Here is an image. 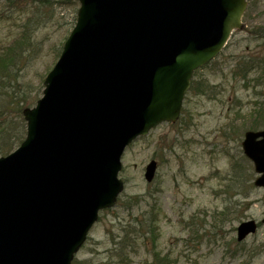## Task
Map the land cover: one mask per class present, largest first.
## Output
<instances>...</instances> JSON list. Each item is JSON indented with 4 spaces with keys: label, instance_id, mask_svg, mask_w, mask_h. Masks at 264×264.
Returning a JSON list of instances; mask_svg holds the SVG:
<instances>
[{
    "label": "water",
    "instance_id": "obj_1",
    "mask_svg": "<svg viewBox=\"0 0 264 264\" xmlns=\"http://www.w3.org/2000/svg\"><path fill=\"white\" fill-rule=\"evenodd\" d=\"M27 138L0 156V264H72L99 211L112 207L126 146L179 119L193 71L242 25L246 0H80ZM245 153L262 173L264 130ZM156 163L146 171L155 176ZM238 227L239 239L256 230Z\"/></svg>",
    "mask_w": 264,
    "mask_h": 264
},
{
    "label": "rangeland",
    "instance_id": "obj_2",
    "mask_svg": "<svg viewBox=\"0 0 264 264\" xmlns=\"http://www.w3.org/2000/svg\"><path fill=\"white\" fill-rule=\"evenodd\" d=\"M15 4L23 12L0 20V46L19 37L28 18L25 0L11 6L0 0V13ZM55 5L53 18L35 34L38 50L22 72V83L34 91H43L57 47L70 33L72 6ZM250 14L222 54L194 75L207 92H188L181 119L159 124L127 147L119 173L126 185L121 201L100 212L73 264H149L151 247L144 243L107 260L110 250L117 253L110 237L120 234L121 222L142 218L151 205L160 211L158 248L178 264H264V188L254 185L257 173L242 147L245 130L264 129V2ZM153 158L158 174L147 183L144 171ZM235 166L246 171L243 184ZM251 218L260 222L259 229L238 244L237 228ZM217 231L223 234L216 240L210 232Z\"/></svg>",
    "mask_w": 264,
    "mask_h": 264
},
{
    "label": "trees",
    "instance_id": "obj_3",
    "mask_svg": "<svg viewBox=\"0 0 264 264\" xmlns=\"http://www.w3.org/2000/svg\"><path fill=\"white\" fill-rule=\"evenodd\" d=\"M5 1L11 6L17 0ZM78 3V0H25V7L29 13L26 22L20 25L19 37L14 38L9 44L0 46V155H6L13 151L26 138L27 125L23 110L27 106H34L42 93L41 88L34 91L29 85L22 83V72L40 44L35 39L37 30L45 26L47 19L53 18L55 4H57L73 8L72 20L69 22L70 32L77 20ZM12 7L13 9L9 8L6 14L0 13V20H11L15 12H23V9L16 7V4ZM63 44L64 42L57 47V57L63 49ZM193 85V89H201V86L196 82H193ZM250 128L255 129L256 125L250 126ZM233 169L241 184L244 181L240 179L243 175L241 166H235ZM134 202L137 204L138 198L134 197ZM157 220L155 208L151 206L142 218L138 217L128 223L121 222L120 229L125 233L122 237L117 238V249L122 251L121 256L127 254L128 249L134 251L136 246L143 242L146 246L150 245L151 247V264H176V261L170 257V253L163 254L157 249L159 241V238L156 237L157 227H155Z\"/></svg>",
    "mask_w": 264,
    "mask_h": 264
},
{
    "label": "flooded vegetation",
    "instance_id": "obj_4",
    "mask_svg": "<svg viewBox=\"0 0 264 264\" xmlns=\"http://www.w3.org/2000/svg\"><path fill=\"white\" fill-rule=\"evenodd\" d=\"M264 2V0H248V7L250 8H252V9H249L248 10V14L247 15H249L250 16V18H251V14H250V12L252 11V10H254V7H256L260 2ZM250 11V12H249Z\"/></svg>",
    "mask_w": 264,
    "mask_h": 264
}]
</instances>
